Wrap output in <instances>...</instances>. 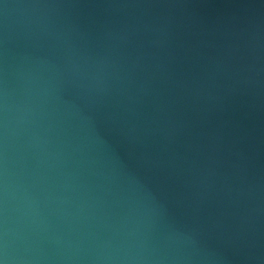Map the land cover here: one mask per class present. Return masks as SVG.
Returning a JSON list of instances; mask_svg holds the SVG:
<instances>
[{"label": "water", "instance_id": "water-1", "mask_svg": "<svg viewBox=\"0 0 264 264\" xmlns=\"http://www.w3.org/2000/svg\"><path fill=\"white\" fill-rule=\"evenodd\" d=\"M0 264H264V0H0Z\"/></svg>", "mask_w": 264, "mask_h": 264}]
</instances>
